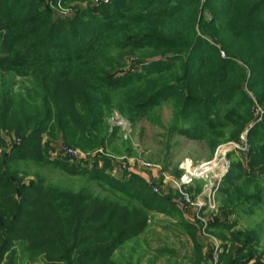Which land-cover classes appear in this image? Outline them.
<instances>
[{"label":"trees","instance_id":"16d2710c","mask_svg":"<svg viewBox=\"0 0 264 264\" xmlns=\"http://www.w3.org/2000/svg\"><path fill=\"white\" fill-rule=\"evenodd\" d=\"M76 2L88 4L57 13ZM92 5L0 0V264H139L134 248L118 252L146 235L151 211L178 218L190 264H212L202 223L189 222L172 194L160 196L138 175L123 182L106 174L112 163L101 150L117 133L113 112L134 124L159 119L164 105L170 134L213 152L247 132L244 162L224 177L222 216L207 232L222 241L220 264H264L260 230L232 220L264 205V0ZM59 144L87 157L77 165L53 158ZM100 160L102 169L86 166ZM48 169L86 182H51Z\"/></svg>","mask_w":264,"mask_h":264},{"label":"rangeland","instance_id":"374dc122","mask_svg":"<svg viewBox=\"0 0 264 264\" xmlns=\"http://www.w3.org/2000/svg\"><path fill=\"white\" fill-rule=\"evenodd\" d=\"M110 0H89V3L93 7H100L102 4H108ZM87 2L72 3L68 9L62 8L60 4L56 7L58 14L72 15L76 10L74 6L85 7ZM73 9V10H72ZM72 11V12H71ZM223 56H225L223 54ZM131 62V61H130ZM128 63V65L130 64ZM130 67H127L125 71H129ZM124 72V71H123ZM121 74V73H118ZM261 114V111L258 110ZM159 119L154 121L142 120L140 122L132 124L129 119L123 116L118 110H115L109 119L110 133H114L117 130L114 138L108 143L101 152L102 156L111 160L112 168L106 171L112 178L128 182L131 180L132 175H138L144 179L149 186L152 187L150 179L153 178L154 185L158 187L160 196L169 197L172 194V200L179 197V192L176 189L177 184L182 178L184 173L183 169L193 170L206 162H215L218 166V171L211 176L214 180H218L220 174H224L227 171V163L234 164L235 162H244V151L247 146V132L241 136V143L228 142L221 144L213 152L206 142L192 141L186 137L179 136L178 134H170L169 128L171 125L172 111L170 105H164L159 111ZM64 148L59 144L55 148ZM222 147L220 154L217 155L218 149ZM56 150V152H57ZM2 150L0 149V152ZM54 152L53 158H57L58 154ZM61 153V152H60ZM63 156V153H61ZM218 157V160L216 159ZM69 161L73 165L81 163L80 159L70 158ZM128 166L132 173L121 172L118 167L122 164ZM150 164L151 167H146L145 164ZM89 169L97 167L102 169L105 164L103 160L98 162H90L86 165ZM213 166V165H212ZM181 172V174H180ZM48 176L51 182H62L65 185H83L86 180L82 177L70 178L57 170L48 169L44 171V174ZM179 175V176H178ZM27 182L29 180H26ZM205 185L204 180L196 181L193 185H189L184 191L188 193L193 199L198 197ZM201 186V191L198 189ZM98 193H104L102 189L95 184L91 185ZM191 188L193 192L188 190ZM153 189V187H152ZM155 192V191H154ZM197 192V193H196ZM177 193V195L175 194ZM219 200L221 196L217 194V207L218 213H209L206 209L200 214V218L210 221L214 217L222 216L219 213ZM191 222L195 224L197 221L201 222L198 218L194 217L195 211L178 208ZM220 214V215H219ZM150 215V227L145 236H142L138 241L131 242L126 245L122 251L118 254L125 257L132 253V248L136 251L132 254L135 262L139 261V264H190L187 257H193L192 243L184 230L180 228L178 224V218L167 216L157 211H151ZM232 220L239 222V227L243 228H255L260 230L262 239V250L264 251V205L261 209H256L254 213H244L238 211L237 215L232 216ZM200 240L205 245V253L210 252L212 246L216 244H222V241L210 235L208 232L206 235L199 234ZM161 247L168 250H175L176 256L172 258L169 254L160 256L157 254V250ZM223 252L220 249V254ZM39 264H42L41 262Z\"/></svg>","mask_w":264,"mask_h":264},{"label":"built area","instance_id":"2783aa9c","mask_svg":"<svg viewBox=\"0 0 264 264\" xmlns=\"http://www.w3.org/2000/svg\"><path fill=\"white\" fill-rule=\"evenodd\" d=\"M222 147H220L217 151V155H219ZM244 151H248V149L245 147L243 149ZM63 153L64 156H68L69 158L73 159H85L87 156L84 152L78 149H70V148H61L59 147L56 154L58 153ZM217 156V160H218ZM119 165L118 169L121 172H128L132 173L131 169L122 164H115ZM213 165V166H212ZM146 167H151L150 164L148 163L147 165L145 164ZM227 171L224 172V174L219 175V179L214 182L213 178L211 177L213 173L218 171V166L215 162H206L201 164L199 167L194 168L193 170L189 169H183L184 173L182 175L181 180L177 184L176 189L179 192V197L174 199L175 205L180 208V209H186V210H191L195 211L194 217L198 218L199 220L202 221V226L203 228L201 229V233L203 235H206L207 233V227L209 225V221L200 218V214L203 212L204 209H206L209 213L216 214L218 213V207H217V194L219 193V189L221 187L222 181L226 174L230 170V163H227ZM199 180H204L205 185L203 187L202 193L193 199L188 193L184 191V188L186 189L189 185H193L196 181ZM150 182L152 183L153 190L155 193L159 192V189L157 186H155L153 183V178L150 179ZM200 233V234H201ZM214 253H213V261L212 264H220L219 263V256H220V249H221V244H216L215 246H212Z\"/></svg>","mask_w":264,"mask_h":264},{"label":"crops","instance_id":"0c3cea01","mask_svg":"<svg viewBox=\"0 0 264 264\" xmlns=\"http://www.w3.org/2000/svg\"><path fill=\"white\" fill-rule=\"evenodd\" d=\"M221 220H223V218H221Z\"/></svg>","mask_w":264,"mask_h":264}]
</instances>
